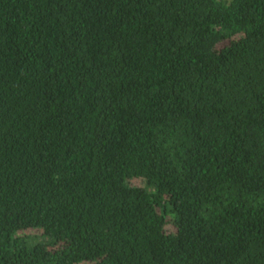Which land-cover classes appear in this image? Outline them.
Returning a JSON list of instances; mask_svg holds the SVG:
<instances>
[{
  "label": "trees",
  "instance_id": "16d2710c",
  "mask_svg": "<svg viewBox=\"0 0 264 264\" xmlns=\"http://www.w3.org/2000/svg\"><path fill=\"white\" fill-rule=\"evenodd\" d=\"M0 264H264V0H0Z\"/></svg>",
  "mask_w": 264,
  "mask_h": 264
},
{
  "label": "rangeland",
  "instance_id": "374dc122",
  "mask_svg": "<svg viewBox=\"0 0 264 264\" xmlns=\"http://www.w3.org/2000/svg\"><path fill=\"white\" fill-rule=\"evenodd\" d=\"M138 183H141L140 181H137ZM170 226L169 225H167V229L169 228Z\"/></svg>",
  "mask_w": 264,
  "mask_h": 264
}]
</instances>
